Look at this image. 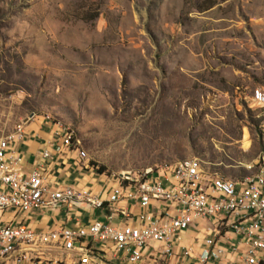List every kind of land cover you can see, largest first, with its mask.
I'll return each instance as SVG.
<instances>
[{
  "label": "rangeland",
  "instance_id": "1",
  "mask_svg": "<svg viewBox=\"0 0 264 264\" xmlns=\"http://www.w3.org/2000/svg\"><path fill=\"white\" fill-rule=\"evenodd\" d=\"M261 85L264 0H0V136L48 114L86 153L81 182L194 156L253 174Z\"/></svg>",
  "mask_w": 264,
  "mask_h": 264
},
{
  "label": "built area",
  "instance_id": "2",
  "mask_svg": "<svg viewBox=\"0 0 264 264\" xmlns=\"http://www.w3.org/2000/svg\"><path fill=\"white\" fill-rule=\"evenodd\" d=\"M249 96L264 112V87ZM43 119L57 129V149H71L72 131ZM22 137L21 124L0 136V264H264V151L254 173L240 179L207 170L194 156L113 172L98 186L58 185L45 163L23 167ZM74 149L78 164L86 153ZM90 211L98 213L78 218ZM31 212L64 220L38 226L42 214L32 224ZM72 215L77 222L67 224Z\"/></svg>",
  "mask_w": 264,
  "mask_h": 264
},
{
  "label": "crops",
  "instance_id": "3",
  "mask_svg": "<svg viewBox=\"0 0 264 264\" xmlns=\"http://www.w3.org/2000/svg\"><path fill=\"white\" fill-rule=\"evenodd\" d=\"M245 96L248 97L247 95ZM22 130L23 137L18 141V148L23 153V167L26 170L32 168L37 162H42L47 166L49 176L57 181L58 185L76 183L77 181L81 184L93 186H98L100 184L103 179L100 177H98L100 182H97L98 180L90 181L88 178L84 179L83 182L80 181L79 174H81V172L77 171L79 165L76 162V150L74 148L68 149L65 147H62L61 151L57 149L56 144L59 142L60 136L57 135V129L54 125H51L46 120L44 121L43 118L41 120L31 118L23 123ZM44 149L51 152L50 158H42L41 154ZM95 213L97 214L98 212ZM38 214H42L39 215L41 223H37L38 226L41 224L44 225L51 220H64V215L62 214L54 215L51 212H34V216H32L31 219L32 224H35V219L38 218ZM89 217H94V215L85 213L78 218L85 220ZM66 222L67 224L73 225L77 222V219L72 215ZM193 233L194 232L191 231V234ZM185 237V243L188 244L190 242V235H185Z\"/></svg>",
  "mask_w": 264,
  "mask_h": 264
},
{
  "label": "trees",
  "instance_id": "4",
  "mask_svg": "<svg viewBox=\"0 0 264 264\" xmlns=\"http://www.w3.org/2000/svg\"><path fill=\"white\" fill-rule=\"evenodd\" d=\"M214 2H209L206 6H197L198 9L200 10H204V9H208L209 7H211L213 5Z\"/></svg>",
  "mask_w": 264,
  "mask_h": 264
}]
</instances>
